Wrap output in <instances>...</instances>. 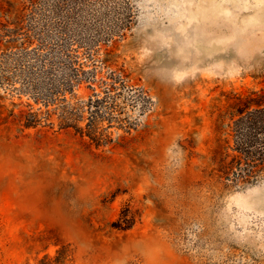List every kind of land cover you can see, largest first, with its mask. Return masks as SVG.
I'll return each instance as SVG.
<instances>
[{
	"label": "rangeland",
	"instance_id": "rangeland-1",
	"mask_svg": "<svg viewBox=\"0 0 264 264\" xmlns=\"http://www.w3.org/2000/svg\"><path fill=\"white\" fill-rule=\"evenodd\" d=\"M0 7V264H264V0Z\"/></svg>",
	"mask_w": 264,
	"mask_h": 264
},
{
	"label": "trees",
	"instance_id": "trees-1",
	"mask_svg": "<svg viewBox=\"0 0 264 264\" xmlns=\"http://www.w3.org/2000/svg\"><path fill=\"white\" fill-rule=\"evenodd\" d=\"M1 14L2 12H1V7H0V18L2 16ZM0 25H2L3 27L2 23H0ZM0 31L4 32V33H0V48L2 46H6L7 49H10L11 46H13L16 41V39L13 37L14 36L13 30L4 28V29H0ZM7 36H9V38H6ZM96 103L98 104V102ZM91 105L93 106V103H91ZM94 108H97V109L93 112L92 120L90 124H88L86 133H83V130L81 131L78 130V133H80L83 136L87 134V136H89V138L92 141H94L97 145H100L103 142V132L97 131V120H99V117H100L98 113L99 107H94ZM263 117H264V109H256L253 112L248 113L246 117L241 118V120L238 121L237 124L240 125L244 121L249 120L250 122L254 123V124H251V126H254V125H257V123H261ZM32 122L35 123V121H32ZM33 123H31V121H27L26 125L32 126ZM246 165L250 168V170H247V172H251V169H253L254 166L249 163H246ZM232 166H234V160L229 164L222 162L219 165L218 178L220 179V181L224 180L225 182H227V183L224 182L225 188L232 186V184L230 183L231 181L230 174L232 173V170H233ZM131 226H132V219L128 217V214H123V217H121V220L113 224V227L119 230H125V229L130 228Z\"/></svg>",
	"mask_w": 264,
	"mask_h": 264
}]
</instances>
